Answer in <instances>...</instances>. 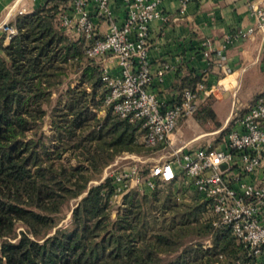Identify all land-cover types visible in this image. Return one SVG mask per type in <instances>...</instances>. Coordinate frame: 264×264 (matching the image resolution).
Segmentation results:
<instances>
[{
  "label": "trees",
  "instance_id": "1",
  "mask_svg": "<svg viewBox=\"0 0 264 264\" xmlns=\"http://www.w3.org/2000/svg\"><path fill=\"white\" fill-rule=\"evenodd\" d=\"M67 1L17 14L16 32L0 36V264H254L229 229L202 218L208 203L192 188L130 189L112 217L113 178L90 180L118 154L159 145L104 106L109 87L85 52L91 39L60 24ZM79 196L70 222L56 227Z\"/></svg>",
  "mask_w": 264,
  "mask_h": 264
},
{
  "label": "built area",
  "instance_id": "2",
  "mask_svg": "<svg viewBox=\"0 0 264 264\" xmlns=\"http://www.w3.org/2000/svg\"><path fill=\"white\" fill-rule=\"evenodd\" d=\"M109 3L71 0V11L59 13L60 24L91 39L85 52L100 64L101 78L109 87L104 106H111L120 117L139 121L146 145L167 146L179 118L198 110L200 91L206 90L205 80L193 88H183L178 99L164 108L151 89L154 77L148 58L149 24L166 18L159 0H123L126 16L121 22L114 18ZM185 3L180 0L181 10ZM91 4L95 16L108 19V28L101 37L95 35ZM249 10L256 25L238 29L223 42L208 46L203 50L205 59L221 62L228 44L250 38L258 27H264V0L250 1ZM28 12L21 7L12 16ZM9 21L0 23V35L4 34L6 40L16 32ZM163 72L164 68L158 70V79L162 80ZM214 87L207 92L213 93ZM230 120L220 146L182 144L172 149L171 158L151 165L146 176L141 175L138 163L106 172V176L113 178V195L119 198L130 189H153L156 179L179 181L183 188L197 190L208 203L204 218L210 219L214 227L229 229L256 258L254 264H264V96L259 94L243 114Z\"/></svg>",
  "mask_w": 264,
  "mask_h": 264
},
{
  "label": "crops",
  "instance_id": "3",
  "mask_svg": "<svg viewBox=\"0 0 264 264\" xmlns=\"http://www.w3.org/2000/svg\"><path fill=\"white\" fill-rule=\"evenodd\" d=\"M250 1L186 0L181 10L180 0H159V8L166 18L154 19L149 24L148 58L154 77L151 89L165 108L175 102L183 88L187 87L184 86L186 78L198 76L194 86L201 79L206 84V90L200 91L199 97V108L202 110L205 107L206 110L198 115L179 118L176 129L170 134L171 144L167 145L170 149L182 144H206L190 143L215 134L219 129L207 131L201 128L199 121L205 119L201 121L204 123L213 119L224 124L234 107L244 108L256 92L264 96V27H258L250 38L228 44L223 51L225 58L221 62L207 60L203 55L205 48L223 42L234 31L256 25V18L249 10ZM45 2L0 0V23L14 18L12 15L21 7L31 12ZM109 4L114 18L123 21L126 16L123 0H110ZM61 8L70 12L71 0L65 6L61 5ZM9 9L13 10L8 16ZM89 10L95 24V35L101 37L108 28V19L95 16L92 4ZM63 30L72 37L79 36L72 28L63 27ZM162 68L164 72L160 80L157 73ZM212 85L215 86L214 92L208 93ZM224 106L226 110L221 111ZM185 126L187 128L183 130Z\"/></svg>",
  "mask_w": 264,
  "mask_h": 264
},
{
  "label": "rangeland",
  "instance_id": "4",
  "mask_svg": "<svg viewBox=\"0 0 264 264\" xmlns=\"http://www.w3.org/2000/svg\"><path fill=\"white\" fill-rule=\"evenodd\" d=\"M99 36V35H96ZM75 84V81L74 83ZM218 91V90H217ZM217 94H219V92H217ZM260 93L256 92L255 94H253V96L251 98L248 99V103L246 104V106L244 108L242 107H234L232 113H230L229 115V119L228 122L225 121L224 124H222L223 122H219V121H214L213 119H210V121H205L204 123L203 120L199 121L200 119H198V121L200 122L201 128L210 131V130H214L216 128H218V132L215 134H211V135H207L205 137H202L201 139L198 140H194L192 141L190 144H200V143H211L212 146H220L222 145V143L225 140V134L230 126L231 123V118L233 119L234 116L238 115L240 112H243L244 110H246V107L248 104L252 103V101L259 95ZM213 95V94H212ZM211 101H213V99H211ZM206 109L203 108L202 110L200 108H198V110L196 111V113H194L193 115H198L199 113L205 111ZM221 111H225L226 110V106L222 107V109H220ZM103 113V110L100 111V114ZM192 127V125H191ZM187 126L182 127L183 130H186ZM43 132L46 135H50L51 131H50V123H49V119L45 120V123L42 127ZM172 151V149H170L168 146H158V147H153V148H146L144 151L142 152H122L120 154H118L117 156H115V158L109 163L107 164L103 170L101 171V173L97 176H95L94 178H92L90 180V185L93 184H97L99 182H101L105 177H106V172L109 173L112 170H117V169H122L125 166H131L134 163H138V166L140 167V173L142 176H146L148 174V168L157 163V162H161L164 161L166 159H169L172 157V155L170 154V152ZM116 162V164L112 165V163ZM112 165L110 167H108L109 165ZM155 187H172L174 190H178V189H182V185L180 184L179 181H172V182H163L159 179L155 180ZM137 190V189H136ZM182 194H179V197H181ZM80 198L77 197L75 199H72L68 205L64 206L61 214H60V218L58 219V223L56 225L57 226H65L67 225L70 220H71V215H72V209L73 207L76 205L78 199ZM110 204H111V215L112 217H115L116 213L118 210H120V208H122L123 206V195L119 198L118 195H112L111 199H110ZM204 218V215L203 217ZM54 227L49 234H52L55 230ZM24 229V226L22 224H18L17 226V230H21ZM211 238L208 236L204 239L203 241V245L205 247H210L211 246Z\"/></svg>",
  "mask_w": 264,
  "mask_h": 264
}]
</instances>
